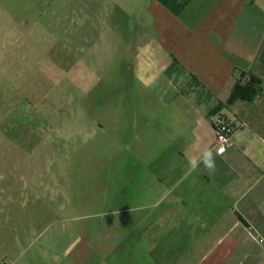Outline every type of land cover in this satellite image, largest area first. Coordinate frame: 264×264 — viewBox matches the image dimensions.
<instances>
[{
	"label": "rangeland",
	"instance_id": "374dc122",
	"mask_svg": "<svg viewBox=\"0 0 264 264\" xmlns=\"http://www.w3.org/2000/svg\"><path fill=\"white\" fill-rule=\"evenodd\" d=\"M115 1L0 0V264H192L156 222L176 104L135 75L147 0Z\"/></svg>",
	"mask_w": 264,
	"mask_h": 264
},
{
	"label": "crops",
	"instance_id": "0c3cea01",
	"mask_svg": "<svg viewBox=\"0 0 264 264\" xmlns=\"http://www.w3.org/2000/svg\"><path fill=\"white\" fill-rule=\"evenodd\" d=\"M147 11L135 75L176 104L158 134L167 135L163 152L150 162L156 222L188 231L192 264H264V0H147ZM243 75L244 84L260 81V93L227 104ZM220 119L235 131L216 155ZM208 150L215 170H190ZM173 234L168 240L179 239Z\"/></svg>",
	"mask_w": 264,
	"mask_h": 264
},
{
	"label": "trees",
	"instance_id": "16d2710c",
	"mask_svg": "<svg viewBox=\"0 0 264 264\" xmlns=\"http://www.w3.org/2000/svg\"><path fill=\"white\" fill-rule=\"evenodd\" d=\"M243 78L244 75L239 79L238 83L236 84L227 104H232L238 99L249 100L252 99L251 97L260 93L259 80H256L255 78L251 77L248 82L244 84L242 81ZM222 106L223 104L219 105L213 113L215 114L216 112H218L222 108Z\"/></svg>",
	"mask_w": 264,
	"mask_h": 264
},
{
	"label": "built area",
	"instance_id": "2783aa9c",
	"mask_svg": "<svg viewBox=\"0 0 264 264\" xmlns=\"http://www.w3.org/2000/svg\"><path fill=\"white\" fill-rule=\"evenodd\" d=\"M235 127L228 121L218 120L216 128L217 143L214 147L215 151L219 152L221 148L225 149L232 144V136L234 134ZM258 242L264 246V237L258 238Z\"/></svg>",
	"mask_w": 264,
	"mask_h": 264
},
{
	"label": "clouds",
	"instance_id": "9594fccd",
	"mask_svg": "<svg viewBox=\"0 0 264 264\" xmlns=\"http://www.w3.org/2000/svg\"><path fill=\"white\" fill-rule=\"evenodd\" d=\"M224 149L221 148L216 155H221L223 153ZM201 164H203L204 168L208 171H214L216 167L215 163V155L213 154V151L208 150L205 151L202 156L199 158H193L189 160V167L190 170L195 171Z\"/></svg>",
	"mask_w": 264,
	"mask_h": 264
}]
</instances>
